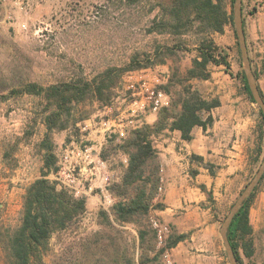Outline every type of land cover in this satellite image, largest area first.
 <instances>
[{
	"label": "trees",
	"instance_id": "1",
	"mask_svg": "<svg viewBox=\"0 0 264 264\" xmlns=\"http://www.w3.org/2000/svg\"><path fill=\"white\" fill-rule=\"evenodd\" d=\"M234 1L160 2L162 17L150 31L181 36L193 30L197 36L194 42L196 53L184 71L178 65L171 68L167 82L161 86L170 94L171 102L158 110L153 123L144 121L140 126L130 128L123 138H118L117 134L108 136L100 153L102 158L108 160L111 149L127 157L120 180L108 186L114 201L108 209H98L97 223L100 228L80 237L79 250L71 257L59 255L54 259V264H157L166 248H172L189 237V233L172 230L165 246H158L157 231L151 220L152 211L165 207V204L158 200L163 186L162 160L155 137L166 130H179L181 138L190 141L196 126L207 128L213 124L211 111L221 105L220 97L203 96L192 81L211 79L212 65H224L225 71L234 76L228 49L217 44L211 36L215 32L223 33L229 25L234 26ZM242 19L247 41L244 2ZM179 45V42L173 45L157 44L153 52L145 54L140 61L134 55L126 66H108L92 78L82 73L49 85L29 82L12 90V93H27L42 99L39 113L46 130L35 144L42 158V166L40 176L25 188L20 222L15 227L0 228V249L4 253L5 264H42L52 238L62 232L76 230L88 213L86 197L75 196L53 176L58 170L54 134L71 129L76 138L69 136L66 141H81L79 123L91 115L87 108L89 102L96 100L100 107L111 105L126 72L166 64L167 59L176 58L177 51L183 48ZM253 71L257 80L258 74L255 69ZM241 78L251 101L256 102L244 71ZM257 85L264 98L258 82ZM259 111L261 124L257 138L248 149L251 164L260 163L264 156V113L261 108ZM32 134V131H25L24 139ZM17 145L18 141L14 147ZM11 152L12 148L4 151L5 160L11 156ZM190 159L215 174L214 164L206 161L202 155L192 153ZM263 180L264 174L228 229V238L239 264H245L243 254L251 256L255 250L250 208ZM200 187L214 204L213 191L208 190L205 184Z\"/></svg>",
	"mask_w": 264,
	"mask_h": 264
},
{
	"label": "rangeland",
	"instance_id": "2",
	"mask_svg": "<svg viewBox=\"0 0 264 264\" xmlns=\"http://www.w3.org/2000/svg\"><path fill=\"white\" fill-rule=\"evenodd\" d=\"M167 1L19 0L17 7L11 8L12 21L5 20L3 13L0 15V228L15 227L20 222L22 209L19 210V198L22 189L40 175L42 158L35 144L46 130L39 113L42 99L27 93H12V90L29 82L49 85L82 73L92 78L108 66H126L134 55L140 61L145 54H151L157 44L173 45L179 42L183 48L177 51L176 58L167 59L166 64L134 71L150 69L166 76L167 80L173 66L178 65L184 71L196 53L195 32L191 30L180 36L150 31L162 17L160 2ZM242 2L251 65L258 74L257 82L264 95V0ZM211 36L217 44L228 49L234 76L225 71L224 65H212L210 68L215 73L214 78L194 80L192 83L207 98L220 95L229 97L235 92L241 101L243 115L248 116L249 135L253 136L254 144L261 124L260 106L251 101L243 87L241 73H245V70L235 25H229L223 33L215 32ZM134 71L124 74L111 105L100 107L96 100L88 103L91 123L101 127L100 116L120 114L123 119L127 118L131 100L126 91L127 79ZM109 107L111 110L108 111ZM140 116L143 118V114ZM84 122L79 123L80 139L88 142L83 136ZM25 131L33 132L30 138L24 139ZM163 134H158L155 140L163 138ZM69 136L76 138L71 129L54 134L56 154L69 144L66 141ZM17 141L18 145L14 147ZM7 148H12V152L5 160L3 154ZM123 156V153L112 149L109 155V162L115 166L116 174L121 176L125 169ZM263 159L258 164H251L247 157L244 170L237 172L239 177L228 187L233 188V197L228 201L221 197L214 202L219 231L233 203L256 174ZM213 164L215 174L209 170L207 173L214 178L220 170L217 164ZM263 187L264 180L258 192ZM217 189L224 195L225 188L221 190L222 186H218ZM162 191L163 186L160 194ZM113 201V196H104L101 207L108 209ZM152 216L157 217L153 213ZM99 228L97 212L88 211L76 230L65 231L52 238L42 264H54V259L59 255L71 257L79 250L80 237ZM220 244L226 252L222 237ZM0 264H5L1 249ZM157 264H164L163 257Z\"/></svg>",
	"mask_w": 264,
	"mask_h": 264
},
{
	"label": "crops",
	"instance_id": "3",
	"mask_svg": "<svg viewBox=\"0 0 264 264\" xmlns=\"http://www.w3.org/2000/svg\"><path fill=\"white\" fill-rule=\"evenodd\" d=\"M214 77L215 73L212 71V78ZM219 97L221 105L211 111L213 124L207 128L196 126L193 129V139H182L179 130H166L163 138L155 140L162 160L163 191L158 198L165 207L154 209L152 213L169 223L174 231L190 234L171 248L177 264H231L220 244L222 236L217 229L215 203L219 199L228 201L233 197V188L228 187L239 177L237 172L244 170L248 149L253 146V136L249 135L250 122L247 114L243 115L241 101L236 93H231L229 97ZM156 115L157 113L147 112L143 121L153 123ZM91 122V119L85 120L87 129L83 130V136L100 153L107 143L108 135L96 123ZM192 153L202 155L206 161L217 164L220 172L214 178L211 177L207 168L191 161ZM106 161L112 181L120 180L121 175L116 174L115 166H112L109 159ZM201 184L213 191L214 204L201 189ZM99 185L98 182L97 186ZM218 186H222L221 190L225 188L224 195L218 191ZM25 188L19 198V210L22 209ZM106 195L112 197L111 193L95 188L86 197L88 211L97 212ZM250 222L253 226L255 250L243 260L245 264H264V187L257 193L250 208Z\"/></svg>",
	"mask_w": 264,
	"mask_h": 264
},
{
	"label": "built area",
	"instance_id": "4",
	"mask_svg": "<svg viewBox=\"0 0 264 264\" xmlns=\"http://www.w3.org/2000/svg\"><path fill=\"white\" fill-rule=\"evenodd\" d=\"M18 4L19 0H0V15L4 11L5 20L12 21L14 16L10 8H16ZM166 81V76L150 69L131 72L126 86V91L131 98L129 114L125 119L120 114L109 117L100 116L99 124L102 130L108 136L117 134L118 138H123L130 128L138 127L144 122L141 114L144 116L147 112L157 113L160 108L169 106L171 96L161 87ZM107 110H111V107ZM86 129L87 124H84L82 130ZM100 153L96 152L92 144L84 140H72L61 153L57 154L58 170L53 174L54 178L77 197H87L92 194L95 188H100L102 192L108 193V186L113 181L107 168V161L102 158ZM123 161L127 163L125 155ZM98 182L99 186H97ZM151 220L157 231L158 245L165 246L171 232L170 225L154 216ZM162 257L164 264H177L171 248H166Z\"/></svg>",
	"mask_w": 264,
	"mask_h": 264
},
{
	"label": "water",
	"instance_id": "5",
	"mask_svg": "<svg viewBox=\"0 0 264 264\" xmlns=\"http://www.w3.org/2000/svg\"><path fill=\"white\" fill-rule=\"evenodd\" d=\"M233 18H234V25H235V31L238 37V42L240 46V51L242 53L243 58V66L245 70V75L247 77V81L249 84L250 91L256 101V103L260 106L264 113V98L261 95V92L257 85V80L255 77V74L252 69L251 60L248 52V46L247 41L245 37V31L243 27V19H242V0H235L233 5ZM264 174V159L258 168L256 174L253 176V178L250 180V182L245 186V188L242 190V192L237 197L236 201L233 203L229 213L227 214L225 220L222 223L221 226V236L225 245L226 253L229 258V261L231 264H239L238 259L235 255V252L232 248L231 242L228 238V229L229 226L238 212V210L241 208L245 200L252 194L255 187L260 182L262 176Z\"/></svg>",
	"mask_w": 264,
	"mask_h": 264
}]
</instances>
